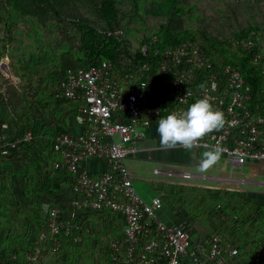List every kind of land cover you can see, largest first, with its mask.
<instances>
[{
  "label": "built area",
  "instance_id": "built-area-1",
  "mask_svg": "<svg viewBox=\"0 0 264 264\" xmlns=\"http://www.w3.org/2000/svg\"><path fill=\"white\" fill-rule=\"evenodd\" d=\"M149 37L150 44L158 39L155 34ZM252 44L245 42L248 49ZM148 45L144 42L139 47L142 54ZM155 53L161 93L149 74L148 61L133 64L120 75L111 61L101 59L61 76L62 95L80 103L76 118L83 126L81 132L56 131L51 139L57 157L54 167L71 172L74 178L69 213L42 202L46 225L25 251V264H36L46 251H58L65 237L80 242L88 230L82 216L97 211L122 220L121 237L110 242L112 260L118 264H237L238 246L233 240L226 241L220 231L193 240L185 220L163 219L162 197H144L137 191L126 160L138 151L137 143L161 117L207 97L224 113L226 122L202 143L219 146L221 156L231 165L264 161V85L254 96L240 68L226 64L213 70L197 42H182ZM262 57L264 49L254 52L252 61L258 63ZM261 71L264 74V67ZM31 139L30 130L14 134L7 121L0 122V159ZM90 159L103 162L104 171H89L85 162ZM183 176L191 174L183 172ZM8 259L14 261L16 254ZM250 264H264V239L252 253Z\"/></svg>",
  "mask_w": 264,
  "mask_h": 264
},
{
  "label": "rangeland",
  "instance_id": "rangeland-1",
  "mask_svg": "<svg viewBox=\"0 0 264 264\" xmlns=\"http://www.w3.org/2000/svg\"><path fill=\"white\" fill-rule=\"evenodd\" d=\"M180 1L178 13L183 25L198 37L204 38L203 34L206 33L218 41H228L233 45L238 31L253 28L248 40L253 41L260 50L264 49V0ZM77 5L74 8H78L83 17L95 18L90 6L87 8L83 4ZM119 8L121 21L116 30L123 37L122 47L125 46L131 54L143 44V38L153 35L159 25L167 20L164 15L156 16L151 13V0H120ZM78 37L79 33L73 25L51 20L45 26H39L36 18L21 15L8 0H0V100L3 97L8 99L13 93L14 102H18L15 110L3 106L1 120L14 124V114L17 118H23L31 108L35 112L40 110L39 113L48 122L58 121L66 115L65 110L57 108L63 109L65 106L52 105L45 108L39 105L41 102L36 101L39 97L35 96L40 94L46 99L50 98L56 76L54 72L60 59V44L72 47V52L77 55ZM35 101L39 110L33 108ZM54 133L56 130L53 129L44 133L42 150L49 149ZM200 153L197 154L199 156L193 155L192 151L179 147L174 151L167 149L160 145L158 138L153 141L151 148L144 150L143 157L139 158L136 152L127 158L126 164L129 170L131 165L136 170L133 172L136 176L134 185L141 195V186L146 182L154 194L161 196L164 201V197L168 195L166 191L174 186L185 195V200L191 201V206L202 205L201 215L197 214L199 217L193 215V218L187 220L183 214L184 220L189 221V224L203 218L201 222L205 228L216 224L224 230L227 224L232 226L235 222L239 227L235 233L237 239L240 240L241 235L246 234L254 238L255 242L264 238V197L253 196L245 185L242 187L236 183L237 180L224 177L227 174L225 172L222 173V178H210L196 173L192 178L183 176L186 169L197 172L194 164H198ZM131 159L136 161L131 164ZM190 161L193 164H188ZM155 169H159V172L156 173ZM191 187L196 189L191 190ZM20 202L19 200V204ZM13 205L16 206L17 202ZM104 217H101L100 229L85 237L79 251L81 257L78 264H104L101 256L103 245L122 225V220L117 216L107 213ZM235 227L236 225L233 226ZM17 228L11 221L5 219L4 223V219L0 218L1 239L7 232H13ZM216 230L219 227L210 232Z\"/></svg>",
  "mask_w": 264,
  "mask_h": 264
},
{
  "label": "trees",
  "instance_id": "trees-1",
  "mask_svg": "<svg viewBox=\"0 0 264 264\" xmlns=\"http://www.w3.org/2000/svg\"><path fill=\"white\" fill-rule=\"evenodd\" d=\"M8 1L21 15L36 18L39 26H45L51 20H56V22L73 25L79 33L77 55L72 52V47L60 44V59L58 67L54 72L56 76L53 80L50 98L46 99L43 95L40 96V94L35 96L39 97L36 100L37 102H41L39 105L45 108H49L52 105H75V108L78 109L80 103L62 95L59 80L66 71L88 68L101 59L111 61L120 75L133 64L148 61L150 64L149 74L154 79L157 92L161 93L160 77L159 73H157L159 59L155 50L178 45L182 42L199 43L208 54V58L213 64V70L219 69L226 64L240 68L251 83L254 96L258 94L264 85V74L261 71L264 67V57L259 59L258 63L252 61L253 53L260 50L259 46L255 43L252 44L250 49L245 46V42L248 40L253 28L238 31L235 36V44L233 45L228 41H218L213 37L207 36L206 33L203 34L204 38L203 36L198 37L193 31L184 27L183 21L179 17L180 0H151V13L156 16L164 15L167 17V20L161 23L154 32L158 37L155 43L150 44V37L147 36L141 41V43L147 42L149 44L145 54H142L139 48L131 54L125 46L122 47L123 37L121 36V32L119 30L117 32L116 30L120 26L121 21L120 0H99V2L95 0ZM132 1L135 2L136 0ZM77 4L86 5L87 8L90 6V10L94 13L95 18L83 17L78 8H74L78 6ZM14 96L15 94L12 93L8 99H4L3 97L0 100V117H2L1 111L3 110V106L12 107L14 110L18 106V102L16 100L14 102ZM33 108L39 110L38 104L36 103ZM2 121L4 120L0 122ZM40 121L41 119L37 112L31 108L27 114H24L23 118L18 117V121H14V124H12L15 127H22L24 131L30 130L32 132V139L23 143L19 149H13L12 153L5 158L6 160H18L27 163L29 168L22 182L23 202H20L16 212L12 211L13 207L16 206L10 202V194L5 190L0 191V218L4 219V223L5 219H7L8 222L11 221L16 227L18 226L17 230L7 232V235L2 237L3 239L0 238V264H25V251L31 246L34 238L46 225V218L41 208L42 202L49 201L65 211L68 200L64 198V191L66 187H71L72 189L74 184L71 172L54 167V161L57 157L53 153L52 144L46 151L41 149L42 142L39 137ZM56 131L73 132L69 128L63 127L56 128ZM37 151L39 154H37ZM35 166L38 167L35 168ZM39 170L41 171L40 175L38 174ZM170 187L168 186L169 191H166L168 195L166 194L167 196L164 197L163 202L167 204L166 206L171 211H180L187 220L193 218V215H201L202 209L200 206L202 205L198 204L199 202H196L198 205L191 206V201L185 200V195L179 191V188ZM190 189L196 188L191 187ZM107 213L110 212H87L81 219L82 222L87 223L89 231L82 233L81 241L73 242L70 238L65 237L63 245L58 251L55 253L46 251L36 264H47L49 261H51V264H78L79 262L77 261H80L81 257L79 251L83 247L82 243L85 237L100 229L101 217H104ZM236 213H234V216H237ZM110 214L113 215L112 213ZM233 224L232 226L227 224L226 229L223 231L219 230L223 238L226 241L233 240L239 248V254L241 250L243 252H247L248 250L254 252L259 245V241L254 244L241 245L239 239L236 241L232 237V234L235 233V228L239 229L237 223L233 222ZM235 225L236 227L233 228ZM121 235L122 232L119 229V231L112 233L110 240L103 245L101 256L104 258V264H118L112 260L110 242L112 238L121 237ZM12 253L16 254L14 261L8 259V256Z\"/></svg>",
  "mask_w": 264,
  "mask_h": 264
},
{
  "label": "crops",
  "instance_id": "crops-1",
  "mask_svg": "<svg viewBox=\"0 0 264 264\" xmlns=\"http://www.w3.org/2000/svg\"><path fill=\"white\" fill-rule=\"evenodd\" d=\"M56 106V105H55ZM63 106V105H62ZM65 106V105H64ZM57 107V106H56ZM59 110H65L66 115L62 117V119L56 121L53 120V122H48L47 119H43L42 115L37 112L38 116L41 119V128H40V140L43 143L44 141V133L47 132V130H56L58 127L63 128H69L73 132H81L83 130L82 124L77 120V109L75 108V105L71 106H65L63 109L57 107ZM18 114V113H17ZM13 119H16L18 121L17 116L14 114ZM1 121V118H0ZM10 130L14 134H20L24 130L22 127H15L10 122ZM157 125H154L151 127L149 133L145 138L140 140L137 143L138 146V157H143L144 150L147 148H151L153 141L157 140L159 138V134L156 131ZM150 146V147H149ZM153 148V147H152ZM178 148V147H177ZM177 148H167L170 150H176ZM193 155H197L200 152H203L199 149H192L191 150ZM201 154V153H200ZM199 156V155H197ZM221 160L218 165L211 168L208 173H198V172H190L186 169L185 172L190 173L191 176L189 178H192L194 173L204 176H209L210 178H222L223 172L227 173L224 177H230L231 180H237L236 183L240 184L242 187L245 185L247 190L253 195V196H259L264 197V161L259 162H251L246 163L244 165H231L221 156ZM135 159H131L130 163L133 164ZM188 164H193L191 161ZM85 166L88 168L89 171L99 174L104 171L105 164L100 161L96 160H87L85 162ZM194 166L197 168V164H194ZM38 166H35L37 168ZM27 163L20 162L18 160H6L1 158L0 159V191L5 190L10 194V202L14 204L17 202L16 207H13V212H16L19 205V200L23 202L22 197V182L24 181V176L27 173L28 169ZM188 168V167H187ZM135 168L131 165L130 172L131 174L134 172ZM136 171V170H135ZM41 171H38V174L40 175ZM230 173V174H229ZM230 175V176H229ZM136 176L133 173V181L136 180ZM142 195L144 197H149L154 195V192L152 191V188L150 185H148L146 182L143 186H141ZM72 195V189L71 187H66L64 191V198L68 200ZM65 210L67 213H69V206L66 203ZM161 216L163 219H165L168 222H181L184 221L183 215L180 211L174 210L171 211L167 208V206L163 207V210L161 211ZM186 221V220H185ZM203 218H198L195 222L192 224H189V222L186 223V227L189 229L193 240H199L203 236L207 235L212 229H215L216 227H219V230H222V226L212 224L210 228H205L203 222ZM84 222V221H83ZM86 228L89 226L87 223H83ZM189 225V226H188ZM202 225V226H201ZM122 226V225H121ZM120 226V229H121ZM203 227V228H202ZM218 230V231H219ZM89 231V228L86 232ZM236 233V228H235ZM235 233L232 234L234 240L238 241V239L235 237ZM264 238H260L258 241L260 242ZM258 242V243H259ZM239 243V242H238ZM240 243L241 245L245 244H254L255 240L254 238H250L249 235H241L240 237ZM252 250H248L247 252L240 251V254L237 257V264H250L251 263V257H252Z\"/></svg>",
  "mask_w": 264,
  "mask_h": 264
},
{
  "label": "clouds",
  "instance_id": "clouds-1",
  "mask_svg": "<svg viewBox=\"0 0 264 264\" xmlns=\"http://www.w3.org/2000/svg\"><path fill=\"white\" fill-rule=\"evenodd\" d=\"M202 87V86H201ZM224 113L213 107L207 97L198 98L186 110L173 111L157 121L159 143L165 148H183L191 151L205 149L198 160L196 171L207 173L221 160V149L202 143L204 137L225 125Z\"/></svg>",
  "mask_w": 264,
  "mask_h": 264
}]
</instances>
